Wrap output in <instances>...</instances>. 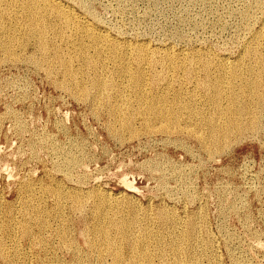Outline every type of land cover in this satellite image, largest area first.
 <instances>
[{
  "label": "rangeland",
  "instance_id": "obj_1",
  "mask_svg": "<svg viewBox=\"0 0 264 264\" xmlns=\"http://www.w3.org/2000/svg\"><path fill=\"white\" fill-rule=\"evenodd\" d=\"M47 1L41 16L50 42L42 47L27 28L24 5L31 1L0 0V264H140L136 253L145 250L148 264L175 258L182 264H264V0ZM52 4L70 16H57ZM69 26L87 31V38L74 36ZM100 33L116 47L101 49L94 41ZM83 48L102 77L85 63ZM122 67L149 84L160 76L157 89H122L129 84ZM97 78L121 93L97 96ZM243 104L249 112L238 117ZM232 115L245 122L243 129L234 127L215 144L211 126L227 128ZM98 220L112 228L109 237L122 243L120 249L102 243ZM115 224L122 225L121 235ZM182 234L183 253L176 256L170 247Z\"/></svg>",
  "mask_w": 264,
  "mask_h": 264
},
{
  "label": "bare ground",
  "instance_id": "obj_2",
  "mask_svg": "<svg viewBox=\"0 0 264 264\" xmlns=\"http://www.w3.org/2000/svg\"><path fill=\"white\" fill-rule=\"evenodd\" d=\"M31 2H29L26 6L24 5V7H25V9H26V12H27V15L26 16H28V27L27 26H25V27H27L28 29H29V32L31 33V35L32 36H35L37 39V42L39 43L38 45H41L42 47H45V45H47L46 43L47 42H50V41H48L49 39L47 38V32L49 31V29H48V31L46 30V23H45V21H44V16H41L42 15V13H43V11H46V9L44 10V7L46 6V4H48V1L47 0H40L41 1V3H39V2H35V0H30ZM51 1V0H50ZM56 1V0H55ZM54 1V2H55ZM10 2V1H9ZM256 2V1H255ZM7 3V2H6ZM11 3H13V2H11ZM59 3V2H58ZM259 3H261V2H259ZM2 4V3H1ZM0 4V5H1ZM18 4V3H17ZM25 4H26V2H25ZM51 4V3H50ZM54 4V3H53ZM53 4H52V6H50V8H52L56 13H57V16L58 15H60V14H62V15H65V16H70V11L68 12L67 10H64V9H62V7H60V6H58V5H54L53 6ZM11 5V4H10ZM9 5V6H10ZM13 5V4H12ZM16 4H14V6H15ZM260 5V4H259ZM259 5H258V7H259ZM2 6V5H1ZM64 6V5H63ZM22 7V6H21ZM49 8V9H50ZM2 9V8H1ZM9 9V8H8ZM10 9H11V6H10ZM20 9V8H19ZM22 9V8H21ZM23 10V9H22ZM52 10V11H53ZM13 11V10H12ZM4 12V11H3ZM11 12V11H10ZM72 12V11H71ZM22 13V12H21ZM25 13V12H24ZM1 14V13H0ZM7 14V13H6ZM48 14H50V13H48ZM2 15V14H1ZM5 15V14H4ZM14 15V14H13ZM22 15V14H21ZM24 15V14H23ZM47 15V14H46ZM91 15V14H90ZM93 15V14H92ZM12 16V15H11ZM18 16V15H17ZM20 16V15H19ZM48 16H50V15H48ZM61 16V15H60ZM2 17H4V16H1V18ZM6 17V16H5ZM15 17V16H14ZM46 17V16H45ZM51 17H53V16H51ZM0 18V19H1ZM13 18V17H12ZM11 18V19H12ZM21 18V17H20ZM23 18V17H22ZM25 18V17H24ZM47 18V17H46ZM57 18V17H56ZM61 18V17H60ZM63 18V17H62ZM67 18V17H66ZM65 18V19H66ZM72 18V17H71ZM6 19H9V18H7L6 17ZM49 19V18H48ZM52 19V18H51ZM54 19V18H53ZM13 20V19H12ZM22 20H24V19H22ZM47 20V19H46ZM68 20V19H67ZM66 20V23H67V25L69 24V20L67 21ZM7 21V20H6ZM10 21V20H9ZM17 21V20H16ZM26 21V20H25ZM54 21V20H53ZM57 21V20H56ZM65 21V20H64ZM21 22V21H20ZM1 23H2V20H1ZM7 23V22H6ZM65 23V22H64ZM10 24H12V23H10ZM3 25V24H2ZM20 25V24H19ZM18 25V26H19ZM70 25V24H69ZM6 26V25H5ZM10 26V25H9ZM24 26V25H23ZM57 26V25H56ZM59 27V26H58ZM68 27V26H67ZM70 27V26H69ZM2 28V27H1ZM16 28V27H15ZM15 28H13V29H15ZM4 29V28H3ZM24 29V28H23ZM27 29V30H28ZM56 29V28H55ZM59 29V28H58ZM84 29H86V27H84ZM6 30V29H5ZM25 30V29H24ZM67 30V29H66ZM47 31V32H46ZM53 31V30H52ZM58 31H60V30H58ZM70 31H71V33L74 35V36H77V37H79V36H82V37H85V38H87V36H88V34H87V31H85V30H83V29H81V30H79V29H77V28H71L70 27ZM69 31V32H70ZM8 32H9V30H8ZM14 32V31H13ZM12 32V33H13ZM17 32V31H16ZM26 32V31H25ZM67 32V31H66ZM1 33H2V31H1ZM4 33V32H3ZM54 33V32H53ZM60 33V32H59ZM64 33V32H63ZM9 34V33H8ZM71 34V35H72ZM15 35V34H14ZM66 35V34H65ZM260 35H264V34H261L260 33ZM4 36V35H3ZM61 35H59V37H60ZM62 36H64V35H62ZM6 38H7V36H5ZM12 37V36H11ZM14 37V36H13ZM19 37V36H18ZM28 37V36H27ZM51 37V36H50ZM54 37V36H53ZM263 37V36H262ZM9 38V37H8ZM21 38V37H20ZM31 38V37H30ZM34 38V37H33ZM32 39V38H31ZM51 39H53V38H51ZM64 39V38H63ZM66 39H68V38H66ZM81 39H83V38H81ZM81 39H79V40H81ZM119 39V38H118ZM264 39V38H263ZM1 40H3V39H1ZM10 40V39H9ZM16 40V39H15ZM25 40V39H24ZM58 40V39H57ZM57 40H55V41H57ZM73 40H74V38H69V41L70 42H73ZM258 40V37L256 38V41ZM10 41H12V40H10ZM52 41H54V40H52ZM61 40H59V42H60ZM64 41V40H63ZM62 41V42H63ZM77 41V40H76ZM95 42H98V43H100V48L101 49H103V50H106V49H109L110 47H113V48H111V49H114L115 47H116V41L113 39V40H111V38L108 36V35H106V34H96L95 35V40H94ZM2 42V41H1ZM4 42V41H3ZM28 42H29V40H28ZM30 42H31V40H30ZM257 42H259V41H257ZM17 43V42H16ZM18 43H19V41H18ZM64 43V42H63ZM63 43H61V44H63ZM66 43H67V41H66ZM77 43H79V42H77ZM1 44V43H0ZM9 44V43H8ZM51 44V43H50ZM55 44V43H54ZM57 44V43H56ZM72 44V43H71ZM15 45V44H14ZM22 45V44H21ZM20 45V46H21ZM24 45H26L25 43H24ZM59 45V44H58ZM73 45V44H72ZM76 45V44H75ZM40 46V47H41ZM48 46V45H47ZM79 46H81V45H79ZM8 47V46H7ZM18 47H19V45H18ZM24 47V46H23ZM37 47H39V46H37ZM50 47V46H49ZM58 47H60V46H58ZM3 48V47H2ZM22 48V47H21ZM54 48V47H53ZM62 48V47H61ZM60 48V49H61ZM67 48V47H66ZM17 49V48H16ZM20 49V48H19ZM25 49V48H24ZM43 49V48H42ZM49 49H51V48H49ZM59 49V48H58ZM76 49V48H75ZM85 49V50H84ZM252 49V48H251ZM13 50V49H12ZM37 50V49H36ZM44 50V49H43ZM63 50V49H62ZM78 50V49H77ZM2 51V50H1ZM5 51V50H4ZM24 51H26V50H24ZM38 51V50H37ZM40 51V50H39ZM38 51V52H39ZM44 51H47V50H44ZM250 51V50H249ZM256 51V50H255ZM13 52V51H12ZM58 52V51H57ZM77 52V51H76ZM81 54H82V56L84 57V59H85V63H88L90 66H93L94 68V72L96 71V72H98V70H97V66H96V64L94 63V61L91 59V58H89L88 56H86V53H87V51H86V48H83V50H81ZM257 52V51H256ZM9 54H10V52H8ZM16 53V52H15ZM15 53H11V54H15ZM59 53V52H58ZM248 53V52H247ZM258 53V52H257ZM5 54H7V52L5 53ZM22 54V53H21ZM36 54V53H35ZM43 54V53H42ZM42 54H41V57H42ZM49 54H50V52H49ZM62 54H65V53H62ZM79 54V53H78ZM77 54V55H78ZM80 54V55H81ZM249 54V53H248ZM251 54H252V52H251ZM8 55V54H7ZM17 55V54H16ZM25 55V54H24ZM34 55V54H33ZM39 55V54H38ZM61 55V54H60ZM75 55V54H74ZM254 55H257L255 52H254ZM259 55V54H258ZM263 55V54H262ZM10 56V55H9ZM21 55L19 54V56L18 57H20ZM31 56V55H30ZM64 56V55H63ZM66 56V55H65ZM79 56V55H78ZM136 56L139 58V59H142V56H143V54H142V51H140V50H138L137 51V53H136ZM249 56V55H248ZM264 56V55H263ZM263 56H262V59H261V66H262V69L264 70V58H263ZM5 57H8V56H5ZM4 57V58H5ZM26 57V56H25ZM36 57V56H35ZM44 57V56H43ZM58 57H59V55H58ZM259 57V56H258ZM10 58H12V56L10 57ZM14 58V57H13ZM22 58V57H21ZM24 58V57H23ZM29 58V57H28ZM48 58V57H47ZM46 58V59H47ZM53 58H54V56H53ZM53 58H49V59H53ZM251 58V57H250ZM260 58V57H259ZM6 59V58H5ZM15 59V58H14ZM16 59H18V58H16ZM27 59V58H26ZM39 59V58H38ZM45 59V60H46ZM61 59V56H60V58H58L57 60H60ZM64 59V58H63ZM257 59V58H256ZM28 60V59H27ZM32 60H33V57H32ZM43 60V59H42ZM42 60H40V61H42ZM45 60H43V63H44V61ZM56 60V59H55ZM54 60V61H55ZM65 60V59H64ZM80 60V59H79ZM6 61H8L9 62V60H6ZM5 61V62H6ZM19 61V60H18ZM31 61V60H30ZM49 61V60H48ZM62 61V60H61ZM81 61H83V59L81 60ZM11 62V61H10ZM33 62V61H32ZM37 62V61H36ZM53 62V61H52ZM63 62V61H62ZM22 63H24V62H22ZM61 63V62H60ZM64 63V62H63ZM62 63V64H63ZM255 63H256V61H255ZM257 63H258V61H257ZM2 64V63H1ZM34 64V63H33ZM36 64V63H35ZM39 64V63H38ZM41 65H42V62L40 63ZM53 64V63H52ZM56 64H57V62H56ZM88 64H86L87 66H89ZM32 65V64H31ZM44 65V64H43ZM43 65H42V67H43ZM47 65V64H46ZM203 65V68H205V69H207V67H208V65L206 64V63H204V64H202ZM255 65V64H254ZM34 67H35V65H33ZM63 66V65H62ZM65 66V65H64ZM63 66V67H64ZM67 66V65H66ZM16 67V66H15ZM51 67H52V65H51ZM36 68H38L37 67V64H36ZM255 68H256V66H255ZM254 68V69H255ZM261 68V67H260ZM46 69V68H45ZM50 69V68H49ZM245 69V68H244ZM251 69V68H250ZM258 69V68H257ZM261 69V70H262ZM32 70V69H31ZM52 70V69H51ZM90 70V69H89ZM190 71H191V69H189ZM203 70V69H202ZM252 70V69H251ZM47 71H49V70H47ZM53 71V70H52ZM51 71V72H52ZM129 71H131V70H129ZM129 71H128V69L127 68H124V67H122L121 68V70H120V76L121 77H124V78H126V77H128V79H129V84H128V86H126V88H123L122 87V89H130V90H135V91H143V89H144V87L145 86H147V85H153L155 88H156V86L157 85H159V83H157L159 80H160V76H158L157 78H156V80L155 81H152L153 83L152 84H149L148 82H146V80L144 79V77H142L141 75H136V76H133V77H131L130 76V74L131 73H129ZM138 72H140V73H142L140 70H137ZM207 71V70H206ZM243 71H245V70H243ZM248 71V70H247ZM1 72V71H0ZM43 72H44V70H43ZM250 72V71H249ZM253 72V71H252ZM259 72V71H258ZM45 73V72H44ZM48 73V72H47ZM260 73V72H259ZM49 74V73H48ZM51 74V73H50ZM98 74H99V77L101 76L102 77V75L98 72ZM144 74V73H143ZM189 74H190V72H189ZM253 74V73H252ZM257 74V73H256ZM261 74V73H260ZM95 75V74H94ZM97 75V74H96ZM259 75V74H258ZM264 75V74H263ZM49 77H51L50 75H48ZM53 76V75H52ZM61 76V75H60ZM235 76V75H234ZM255 76V75H254ZM55 77V76H54ZM64 77V76H63ZM66 77V76H65ZM98 77V76H97ZM67 78V77H66ZM259 78V77H258ZM257 78V79H258ZM260 78H262V76L260 77ZM264 78V77H263ZM54 79H56V78H54ZM53 79V80H54ZM68 79V78H67ZM90 79V78H89ZM96 79V78H95ZM237 79H239V78H237ZM61 80V79H60ZM76 80V79H75ZM107 80V79H106ZM260 80V79H259ZM262 80V79H261ZM55 81V80H54ZM53 81V82H54ZM63 81L65 82V80L63 79ZM91 81V80H90ZM62 82V81H61ZM60 82V83H61ZM93 82V81H92ZM253 82H254V80H253ZM259 82V81H258ZM262 82H263V80H262ZM57 83H59V82H57ZM66 83V82H65ZM70 83H71V81H70ZM76 83V82H75ZM86 83V82H85ZM55 84V83H54ZM67 84V83H66ZM69 84V83H68ZM202 84V83H201ZM253 84V83H252ZM258 84V83H257ZM262 84V83H261ZM72 85V84H71ZM90 85V84H89ZM251 85V84H250ZM263 85H264V82H263ZM60 86V85H59ZM58 86V87H59ZM74 86H76V85H74ZM74 86H72V87H74ZM93 86H94V88L96 89L95 91H97V96H100L101 97V95L103 94V96H104V92L106 93V94H111L110 92H114V91H116L117 92V94L118 93H121V91H122V89L120 88H115L116 87V85L115 84H112V83H108L107 81H105V80H103V78L102 79H100V78H97V80H95L94 82H93ZM92 86V87H93ZM203 86L204 87H208V88H210V87H214V85L213 84H209V83H203ZM245 86H246V83H245ZM251 86H254V85H251ZM260 86V85H259ZM259 86H258V89H259ZM55 87H56V85H55ZM71 87V88H72ZM85 87V86H84ZM83 87V88H84ZM90 87V86H89ZM151 87V86H150ZM201 87V86H200ZM249 87V86H248ZM255 87H257V86H255ZM254 87V88H255ZM62 88V87H61ZM78 88V87H77ZM82 88V89H83ZM88 88V87H87ZM94 88H93V91H94ZM63 90H65L64 88H62ZM68 89H69V86H68ZM67 89V90H68ZM85 89V88H84ZM157 89V88H156ZM202 89H203V87H202ZM205 89V88H204ZM218 89H220V88H218ZM242 90H243V87L241 88ZM248 89V88H247ZM71 90V89H70ZM73 90V89H72ZM216 90V89H215ZM242 90H240V91H242ZM257 90V89H256ZM69 91V90H68ZM67 91V92H68ZM80 91V90H79ZM78 91V92H79ZM125 91V90H124ZM123 91V92H124ZM205 91V90H204ZM88 92V91H87ZM216 92V91H215ZM221 92V91H220ZM264 92V91H263ZM75 93V92H74ZM81 93V92H80ZM83 94H84V92H82ZM82 93H81V95H82ZM217 93H219L218 91H217ZM255 93H257V92H255ZM259 93V92H258ZM91 94V93H90ZM96 94V93H95ZM94 94V95H95ZM221 94V93H220ZM244 93H242V95H243ZM247 94V93H246ZM264 94V93H263ZM262 93H261V95H263ZM76 95H77V91H76ZM75 95V96H76ZM78 95H80V94H78ZM236 95V94H235ZM248 95H249V93H248ZM252 95V94H251ZM257 95V94H256ZM261 95H260V93H259V97H261ZM74 96V95H73ZM83 96V95H82ZM87 97H88V94L86 95ZM85 96V97H86ZM92 96V95H91ZM108 96V95H107ZM111 96H113V95H111ZM116 96V95H115ZM244 96H246V95H244ZM79 97V96H78ZM77 97V98H78ZM86 97V98H87ZM109 97H110V95H109ZM118 97H120V94L118 95ZM258 97V96H257ZM76 98V99H77ZM80 98V97H79ZM97 98V97H96ZM95 98V99H96ZM99 98V97H98ZM103 98V97H102ZM123 98H125V96L123 97ZM123 98H121L122 100H123ZM219 98H220V95H219ZM236 98V97H235ZM241 98V97H240ZM251 98H252V96H251ZM263 98V97H262ZM83 99V98H82ZM81 99V100H82ZM126 99V98H125ZM232 99V98H231ZM245 99H248V98H244L243 100H245ZM257 99V98H256ZM264 99V98H263ZM86 100V99H85ZM91 100V99H90ZM93 100V99H92ZM98 100V99H97ZM103 100V99H102ZM142 100H143V98H142ZM242 100V101H243ZM254 100V99H253ZM262 100V99H261ZM137 101H139V99L137 100ZM230 101V100H229ZM241 101V102H242ZM248 101V100H247ZM251 101V100H250ZM259 101V100H258ZM96 102V101H95ZM99 102V101H98ZM143 102V101H142ZM264 102V101H263ZM93 103V102H92ZM97 103V102H96ZM217 103V102H216ZM233 103H234V101H233ZM236 103V102H235ZM237 103H239V102H237ZM244 103V102H243ZM246 103V102H245ZM98 105H100V104H102V103H97ZM104 104V103H103ZM141 104V103H140ZM247 104V103H246ZM245 104V105H246ZM260 104V103H259ZM236 105V104H235ZM244 105V104H243ZM239 106L240 107V109L238 108V111H237V116L239 117V115H241V114H245L248 110H249V108H248V106ZM249 105V104H248ZM252 105H254V104H252ZM261 105V104H260ZM103 106V105H102ZM108 106V105H107ZM217 106V105H216ZM220 106V105H219ZM232 106V105H231ZM97 107V106H96ZM99 107V106H98ZM97 107V108H98ZM140 107V106H139ZM142 107V106H141ZM147 107V106H146ZM145 106H144V108H146ZM218 107V106H217ZM254 107V106H253ZM144 108H142V109H144ZM231 108V107H230ZM234 108H235V106H234ZM233 108V109H234ZM258 108V107H257ZM255 109V108H254ZM264 109V108H263ZM262 109V110H263ZM94 110V109H93ZM112 110V109H111ZM117 110H119V108L117 109ZM116 110V111H117ZM121 110V109H120ZM146 110V109H145ZM228 110V109H227ZM226 110V111H227ZM253 110V109H252ZM261 110V109H260ZM134 111V110H133ZM141 111V110H140ZM143 111V110H142ZM141 111V112H142ZM223 111H224V109H222L221 107H220V111L218 110L217 112L218 113H220L221 115H223L224 116V114H223ZM251 111V110H250ZM257 111V110H256ZM127 112V111H126ZM132 112V111H131ZM135 112V111H134ZM249 112V111H248ZM255 112V111H254ZM114 113V112H113ZM143 113V112H142ZM232 113V112H231ZM231 113H225L226 115H231ZM251 113V112H250ZM252 113H253V111H252ZM258 113V112H257ZM264 113V112H263ZM116 114V113H115ZM114 114V115H115ZM119 114V113H118ZM126 114V113H125ZM127 114H129V113H127ZM132 114V113H131ZM233 114V113H232ZM248 114V113H247ZM255 114H256V112H255ZM262 114V113H261ZM122 115H123V113H122ZM130 115V114H129ZM134 115H135V113H134ZM133 115V117H135ZM137 115V114H136ZM228 115V116H229ZM234 115V114H233ZM232 115V117H233V120H229V121H227V122H229L228 123V126H227V128H224V127H222V128H218V127H214V126H211V137H213L212 138V140L211 141H215V144H217L216 143V140H217V138H223V137H225L227 134H229L230 132L229 131H231L232 129H234V127H240V128H242V125L245 123H239V122H235V117ZM236 115V114H235ZM260 115V114H259ZM119 116V115H118ZM131 116V115H130ZM129 116V117H130ZM165 116V115H164ZM164 116H162V114H161V117H163V119H164ZM227 116V117H228ZM243 116V115H242ZM245 116V115H244ZM249 116V115H248ZM255 116V115H254ZM113 117V116H112ZM111 117V118H112ZM120 117V116H119ZM127 117V116H126ZM132 117V116H131ZM247 117V116H246ZM251 117V116H250ZM252 117H253V115H252ZM258 117H260V116H258ZM178 118V117H177ZM230 118V117H229ZM255 118V117H254ZM113 119V118H112ZM115 119V118H114ZM127 119H128V117H127ZM126 119V120H127ZM134 119V118H133ZM246 120H247V118H245ZM251 119H253V118H251ZM259 119V118H258ZM257 119V120H258ZM126 120H124L125 122H124V124L126 125V126H128V124H127V122L129 121H126ZM239 120V119H238ZM241 120V119H240ZM249 120V119H248ZM254 120H256V118L254 119ZM250 121V124L251 125H255L256 126V122H259V125H260V121ZM261 120V119H260ZM114 121V120H113ZM123 121V120H122ZM134 121H135V119H134ZM237 121V120H236ZM115 123H118V122H116L115 121ZM121 123V122H120ZM131 123V122H130ZM211 123V122H210ZM247 123H248V121H247ZM119 124V123H118ZM124 124H122V125H124ZM133 124V123H132ZM249 124V125H250ZM120 125V124H119ZM168 125V124H167ZM211 125H212V123H211ZM133 126V125H132ZM245 126V125H244ZM261 126V125H260ZM111 127V126H110ZM112 127H114V125L112 126ZM129 127V126H128ZM246 127H247V125H246ZM246 127L244 128V129H246ZM116 128V127H115ZM118 128H120V127H118ZM117 128V129H118ZM131 128V127H130ZM167 128V127H166ZM235 128V129H236ZM113 129V128H112ZM125 129V128H124ZM243 129V128H242ZM241 129V130H242ZM249 129H251V128H249ZM253 129V128H252ZM164 130H166V129H164ZM237 130V129H236ZM240 130V131H241ZM119 131V130H118ZM124 131H127V130H124ZM129 132L131 131V130H128ZM133 131V130H132ZM131 131V132H132ZM167 131V130H166ZM170 131V130H169ZM168 131V132H169ZM177 131V130H176ZM239 131V130H238ZM245 131V130H244ZM244 131H242V132H244ZM249 131V130H248ZM253 131V130H252ZM112 132V131H111ZM113 132H114V130H113ZM121 132H123V130H121ZM128 132V133H129ZM130 132V136H132L131 134L133 133H131ZM190 132H192V131H190ZM194 132V131H193ZM232 132H235V131H232ZM237 132V131H236ZM246 132H247V129H246ZM251 132V131H250ZM119 133V132H118ZM196 133V132H195ZM115 134H116V132H115ZM122 134V133H121ZM120 134V135H121ZM135 134V133H134ZM167 134V133H166ZM192 134V133H191ZM231 134V133H230ZM232 134H234V133H232ZM238 134H240L239 132H238ZM243 134V133H242ZM241 134V135H242ZM119 136V135H118ZM123 136V135H122ZM133 136H135V135H133ZM231 136V135H230ZM238 136V135H237ZM211 137H209V138H211ZM209 138H207V139H209ZM228 138V137H227ZM213 139H216V140H213ZM218 139V140H219ZM223 139H225V138H223ZM230 139V138H229ZM228 139V140H229ZM235 139V138H234ZM237 139V138H236ZM206 141V140H205ZM223 141V140H222ZM226 141V140H225ZM203 142V141H202ZM209 142V141H208ZM219 142H221V141H219ZM205 143V142H204ZM210 143V142H209ZM225 143V142H224ZM207 144H205V146H206ZM211 145V144H210ZM219 145V144H218ZM217 145V146H218ZM225 145H227V144H224V146ZM203 146V145H202ZM212 146V145H211ZM210 146V147H211ZM223 146V145H222ZM222 146H220V147H222ZM207 147H208V145H207ZM213 147H215V145L213 146ZM209 148V147H208ZM217 148H219V147H217ZM225 147H223V149H224ZM207 149V148H206ZM214 149V148H213ZM208 150V149H207ZM222 150V149H221ZM205 151V150H204ZM209 151V150H208ZM214 151V150H213ZM216 151V150H215ZM215 151H214V153H215ZM61 152V151H60ZM207 152V151H206ZM205 152V153H206ZM212 152V151H211ZM209 154H211L210 153V151L208 152ZM68 158V157H67ZM70 158V157H69ZM75 159V161H77L76 160V158H74ZM74 159H73V162H74ZM66 160V159H65ZM71 160V159H70ZM68 161V160H67ZM71 162V161H70ZM68 163H69V161H68ZM77 164H78V161L76 162ZM71 164V163H70ZM75 163H72V165H74ZM71 165V166H72ZM59 166V165H58ZM62 166V165H61ZM61 166H59V167H61ZM66 166H68V165H66ZM78 166V165H77ZM65 167V166H64ZM63 167V168H64ZM69 168H70V166H69ZM74 168V167H73ZM72 168V169H73ZM60 170V169H59ZM68 170V169H67ZM64 171V170H63ZM62 171V172H63ZM66 171V170H65ZM64 171V173H66ZM57 173H59V171H57ZM64 175V174H63ZM66 175V174H65ZM57 191V190H56ZM49 192V191H48ZM76 193V192H75ZM50 194V193H49ZM56 194L58 195V193L56 192ZM54 195H55V193H54ZM74 195V194H73ZM73 195H70V196H73ZM76 196L75 197H78L77 196V194H75ZM65 196H67V194H65ZM74 197V196H73ZM74 197V198H75ZM67 198H68V196H67ZM72 198V197H71ZM27 199V198H26ZM29 199H32V198H29ZM35 199V198H34ZM78 199V198H77ZM35 200H37V199H35ZM38 200H40V199H38ZM71 200V199H70ZM83 199H80V200H78V201H82ZM26 201V200H25ZM25 201H24V203H25ZM28 201V200H27ZM31 201V200H30ZM30 201H28L29 203V205H30ZM33 199H32V203H33ZM72 202H73V200H71ZM70 201V202H71ZM75 202H76V199L74 200ZM77 201V202H78ZM39 202V201H38ZM42 201H40L38 204L40 205V203H41ZM34 203H35V201H34ZM37 203V202H36ZM35 203V205H37ZM74 203V202H73ZM79 203H82V202H79ZM27 204V205H28ZM77 203H75L73 206H75ZM83 205H84V203H82ZM82 204H81V209L84 207V206H82ZM72 205V204H71ZM24 206H25V204H24ZM31 206H32V204H31ZM43 206V205H42ZM103 206V205H102ZM105 206V205H104ZM27 207V206H26ZM30 207V206H29ZM37 207H39V206H37ZM44 207V206H43ZM43 207H42V209H43ZM56 207V206H55ZM58 207H59V204H58ZM76 208L78 207L79 208V206H78V204H77V206H75ZM75 207H73V209L75 208ZM97 207V206H96ZM31 208V207H30ZM41 208V207H40ZM61 208V207H60ZM72 208V207H71ZM77 208V209H78ZM100 208H103V207H100ZM25 209V208H24ZM28 210H29V208H27ZM32 209L33 210H36V208L34 209V207L33 208H31V212H33L32 211ZM81 209H78V210H81ZM84 209V208H83ZM82 209V210H83ZM99 209V208H98ZM105 209V208H104ZM40 209H38V211H39ZM45 210H46V208H45ZM55 210V209H54ZM58 210H60L61 211V209H57V211ZM75 210V209H74ZM77 210V211H78ZM101 210V209H100ZM43 211V210H42ZM52 211V210H51ZM102 211V210H101ZM104 211V210H103ZM102 211V212H103ZM25 212H27V210H25ZM44 212V211H43ZM72 212H74L73 210H72ZM76 212V211H75ZM80 212V211H79ZM98 212V211H97ZM46 212H44V213H42V214H45ZM54 213V212H53ZM57 213H59V212H57ZM57 213H55V215L57 214ZM77 213V212H76ZM104 213V212H103ZM102 213V214H103ZM26 214V213H25ZM30 214V213H29ZM38 214L39 215H37V216H34V219L36 218L37 219V221H38V225H40L41 223L39 222V220L41 221V219L43 218V216H42V214L41 213H39L38 212ZM80 214H81V212H80ZM95 214V213H94ZM46 215V214H45ZM51 215V214H50ZM59 215V214H58ZM62 215V214H61ZM108 214H106V212H105V217L107 216ZM27 216H28V214H27ZM26 216V217H27ZM60 216V215H59ZM103 216V217H104ZM48 217V216H47ZM61 218H62V216H60ZM98 216H96V218H97ZM99 217H101V216H99ZM94 218V217H93ZM39 219V220H38ZM47 219V218H46ZM45 219V220H46ZM95 219V218H94ZM104 219V218H103ZM115 219H116V217H115ZM44 220V219H43ZM45 220H44V222H45ZM100 220V219H99ZM98 220V221H99ZM108 220V219H107ZM107 220H105V221H107ZM111 220V219H110ZM111 221H113V220H111ZM118 221V220H117ZM120 221V220H119ZM100 222V221H99ZM104 222V221H103ZM107 222H109L110 223V221L108 220ZM105 223V222H104ZM27 224V223H26ZM25 224V225H26ZM45 224H47V223H44L43 225H45ZM102 224V225H101ZM106 224V223H105ZM123 224V223H122ZM99 225V224H98ZM100 225H101V227H99L98 226V228H96L97 229V232L101 235V237H102V239H103V242L102 243H104V244H106L107 246H110L111 248H115V247H118L119 246V249H120V247H122V246H120V245H117L118 243H121L120 241L116 244L115 242L113 243V242H111V239H110V235L109 234H111V233H109V231L112 229H110V226L107 228L106 226H104V224L103 223H101L100 222ZM109 225V224H108ZM110 225H113V224H111L110 223ZM135 225H136V223H135ZM194 225H196V224H194ZM22 226H24V224L22 225ZM29 226V225H28ZM132 226V225H131ZM188 226V225H187ZM41 227V226H40ZM114 227V231L115 230H117L116 232H118L119 234L120 233H122V231H123V228H122V225H117V224H115V226H113ZM192 227H195V226H192ZM24 228H25V226H24ZM37 228V227H36ZM45 228V227H44ZM136 228V227H135ZM195 228H197V227H195ZM194 228V229H195ZM39 229V228H38ZM132 229H134V226H133V228ZM131 229V230H132ZM192 230H193V228H191ZM43 230V229H42ZM45 230H46V228H45ZM109 230V231H108ZM23 231V230H22ZM44 231V230H43ZM42 231V232H43ZM194 231V230H193ZM25 232V231H24ZM37 232H39V231H37ZM40 233V232H39ZM115 233V232H114ZM118 233H116L115 235H117ZM121 235V234H120ZM110 236V237H109ZM146 238H147V236H146ZM145 238V239H146ZM143 239H144V237H143ZM142 239V241H144ZM148 239V238H147ZM150 239V238H149ZM172 239V237L170 238V240ZM114 240V239H113ZM184 240H185V238H184V236H183V234H182V236H180V238L176 241V242H174L173 244L172 243H169V245H171L172 244V247H170L171 249H172V251L171 252H173V254H176V256H178V255H181L182 253H183V249H184V245H183V243H185L184 242ZM91 241H93V240H91ZM115 241V240H114ZM135 241H137L138 242V240L136 239ZM139 241H141V239L139 240ZM146 241V240H145ZM149 241V240H148ZM151 241V240H150ZM149 241V242H150ZM172 241H174V239L172 240ZM171 241V242H172ZM94 242V241H93ZM117 242V241H116ZM137 242H135V243H137ZM90 243H92V242H90ZM95 243V242H94ZM122 244V243H121ZM147 244H148V242H147ZM147 244H145L144 246H146ZM88 245H90V244H88ZM134 245H137V244H134L133 243V246ZM143 245V244H142ZM141 245V246H142ZM150 245H151V243H150ZM91 246H93V243H92V245H90V247ZM96 246H98L97 244H96ZM95 246V244H94V247H96ZM140 246V245H139ZM154 246H156L155 244H154ZM154 246H152V247H154ZM130 247H131V244H130ZM129 247V248H130ZM131 248H133V247H131ZM138 248V247H137ZM158 248V247H157ZM135 249V248H134ZM144 250H145V247L143 248ZM167 249V248H166ZM135 250H137V249H135ZM140 250V249H139ZM138 250V251H139ZM155 250V249H154ZM160 250H161V248H160ZM168 250V249H167ZM132 251V250H131ZM130 251V252H131ZM141 251V250H140ZM143 251V250H142ZM164 250H162L161 252H163ZM166 251V250H165ZM164 251V252H165ZM170 251V250H169ZM169 251H168V253H169ZM134 252V251H133ZM136 252V251H135ZM171 252H170V254H171ZM118 251H114L113 252V255L114 256H117L118 255ZM167 253V254H168ZM74 254V253H73ZM137 255H138V258L140 257V259L141 260H139V261H142L140 264H148V262L150 261V256H151V254L147 251V250H145V251H143V252H139V253H136ZM167 254H166V256H167ZM162 255H164L163 253H162ZM162 255H160V258H161V256ZM77 256V255H76ZM75 256V257H76ZM135 256V255H134ZM165 256V255H164ZM164 256H162L163 258H164ZM165 256V257H166ZM72 257V256H71ZM133 257V256H132ZM76 258H78V257H76ZM99 258H101L100 256H99ZM131 258V257H130ZM135 258H137L136 256H135ZM132 259H134V258H132ZM74 260V259H73ZM76 260V259H75ZM102 260V259H101ZM132 261V260H131ZM137 261V263H138V260H136ZM77 262H78V260H77ZM134 262H135V260H134ZM76 264V263H75ZM77 264H79V263H77ZM132 264V263H131ZM150 264V263H149ZM171 264H182L178 259L176 260V258H175V260L171 263Z\"/></svg>",
  "mask_w": 264,
  "mask_h": 264
}]
</instances>
